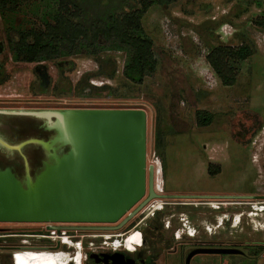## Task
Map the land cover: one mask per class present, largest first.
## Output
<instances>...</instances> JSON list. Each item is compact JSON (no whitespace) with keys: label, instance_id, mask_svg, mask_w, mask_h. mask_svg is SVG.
Masks as SVG:
<instances>
[{"label":"rangeland","instance_id":"rangeland-1","mask_svg":"<svg viewBox=\"0 0 264 264\" xmlns=\"http://www.w3.org/2000/svg\"><path fill=\"white\" fill-rule=\"evenodd\" d=\"M258 1L260 5L257 0H178L167 6L149 7L141 14L140 26L153 43L157 64L155 71L145 75L140 84L129 82L122 75L128 52L118 49L112 40L98 41L95 55L89 54L90 49L79 42L74 53H61L46 60L49 82L32 95L36 103L23 105L48 109H143L146 168L153 164L159 170L154 173L156 191L193 195L157 199L155 206L162 204V200L172 203L163 205L160 213L153 209L156 212L152 214L151 205L140 214L152 200L149 201L125 231H85L88 242L80 249L82 264H86L89 247L110 252L114 237L122 239L130 231H142L144 223L153 216L164 219L165 226L159 225L157 232L143 235L137 250H126L124 247H132L129 242L119 248L131 253L133 264H184L187 252L196 247H235L242 254H196L190 264H264V250L259 255L252 254L255 248L264 245V216L258 212L250 224L245 215L251 204L264 200V30L254 22L256 18H264V3ZM57 4L58 0H19L14 11H0V41L17 32L42 29L56 15ZM243 35L253 42L257 52L237 63V77L232 85H223L205 56L219 43L239 45ZM2 54L15 53L7 48ZM95 56L102 63L101 71L115 69L111 79L94 74L98 70ZM6 62L12 77L2 89L13 93L16 90L27 101V85L37 86L31 65L14 63L10 58ZM86 83L95 87L108 85L110 89H94ZM197 110L211 113L212 121L198 126ZM155 130H159L158 145ZM209 164L212 168L218 165V172L208 173ZM239 211L244 215L234 226L232 216ZM179 217L194 228L190 230L193 237L182 232ZM168 221L171 227L162 231ZM219 222L222 224L216 228ZM6 225L44 229V223ZM208 228H212L211 233ZM163 237L170 242L161 243ZM145 238L147 245L153 246L149 260H145L148 254L145 251L150 248L144 247ZM136 240L140 242L139 238ZM72 246L79 249L75 244ZM169 246H175L176 252L171 253ZM75 254L79 253L71 255ZM70 263L79 264L78 259H70L66 264Z\"/></svg>","mask_w":264,"mask_h":264},{"label":"water","instance_id":"water-1","mask_svg":"<svg viewBox=\"0 0 264 264\" xmlns=\"http://www.w3.org/2000/svg\"><path fill=\"white\" fill-rule=\"evenodd\" d=\"M29 113L43 118L44 128L53 133V139L28 140L48 152L32 173L28 166L20 175L8 167L0 169V221L107 224L69 228L117 230L149 201L161 196L154 187V165L146 168L143 109L74 108ZM180 196L193 195L173 197ZM48 228L61 227L49 224ZM196 254L242 251L235 247H196L186 255L185 264ZM109 257L112 264L124 262L119 254Z\"/></svg>","mask_w":264,"mask_h":264},{"label":"trees","instance_id":"trees-1","mask_svg":"<svg viewBox=\"0 0 264 264\" xmlns=\"http://www.w3.org/2000/svg\"><path fill=\"white\" fill-rule=\"evenodd\" d=\"M58 0L57 13L51 21L46 22L42 29H29L9 36L10 46L16 58L24 61L52 59L63 54L74 53L78 43L83 42L89 48V54L95 55L96 43L100 40H112L118 49L128 54L122 68V75L129 82L140 84L143 77L156 69V58L153 53V43L144 34L140 26L141 14L152 5L167 6L178 0ZM19 0H0L1 12H12L18 6ZM257 4L260 2L257 0ZM254 22L264 30V18L254 19ZM257 52L256 46L245 35L239 45L233 46L219 43L212 46L205 58L214 74L223 85H232L237 77V63L249 58ZM98 70L94 74H103L111 79L115 69L101 71L102 63L95 56ZM85 80H88L85 78ZM86 85H89L86 83ZM94 89H110V86ZM111 94H113L111 92ZM195 121L198 126H204L212 121V114L206 111H195ZM155 143L160 142L159 130H155ZM162 164L164 166V159ZM208 165V173L219 170L218 165ZM264 245H259L252 254L259 255Z\"/></svg>","mask_w":264,"mask_h":264},{"label":"flooded vegetation","instance_id":"flooded-vegetation-1","mask_svg":"<svg viewBox=\"0 0 264 264\" xmlns=\"http://www.w3.org/2000/svg\"><path fill=\"white\" fill-rule=\"evenodd\" d=\"M10 41L11 40L9 38L0 41V169L8 167L12 172L20 175L21 173H23L25 167L23 165L22 153H25L26 155L29 156V160H31V163L29 164V166H31L29 167V172L32 173L39 166L40 162L43 160L42 158H40V154H41L40 150L42 151L44 150L39 144L33 142H30L22 146L20 150L14 148H8L5 144H10L15 146L23 140L33 139V138L48 140L49 135L52 133L51 131L46 130L44 128L43 118H39L33 115L32 113H29V112H36L38 110H51V109L40 108L36 105H23V104L36 103L37 101L32 98V95H34V93L37 94L38 92L37 90L38 89L42 90L45 87V85H47V83L49 82L47 68L45 65L46 60L48 61L49 59H43L41 61H37V60L24 61L16 58L15 54L10 56L9 54H2L7 48H9L10 51H13L9 44ZM9 58L13 59L14 63L21 62L23 64H30L33 73L35 74L34 79L37 82V86L31 85L30 83H29L30 85L29 84L27 85L28 91H26V93L29 95V97L28 96L26 97L28 99L27 101H23V97H25L24 94L19 93L16 90H14L13 93V92H4L5 89H2L3 87H5L4 85L6 84V82L10 80L12 77V75H9L10 72L8 69V64L6 62V59ZM38 85L40 86V88L38 87ZM164 184L165 183H163V185ZM159 194L161 196L157 197L154 200L157 201V199H163V198H177V197H173L174 195L177 194H173L169 192L163 193V190L162 193ZM170 203L172 202L169 200H162V204L159 203V208H156L154 210H157V213H160V210H162L164 207L163 205H169ZM153 205H156V203H153ZM148 209L149 208L145 210ZM145 210L141 211L140 214H144ZM151 210H152V214H155L156 211L153 212V209ZM134 217L135 215H133L119 229L112 231H119V230L125 231L129 229L132 223L136 221ZM160 220L162 221V223H160ZM178 220L181 223V225H183L184 217H179ZM0 223H3L2 225H0V264H14L13 263L14 252H21L22 254H24L25 253L24 251H36V252L48 251L52 253L62 252V253L72 254L75 252L76 247L74 246L70 247L68 244L63 243V240L66 238L68 239V241H71L73 245L75 242L79 240L81 242L80 248H82L83 247L82 244L88 242V240L85 239L86 238L85 231L92 229H71L69 227L107 225V224H92V223H44V229L39 230L37 227H28V226L16 227L17 225H6V223L36 224L38 222L0 221ZM49 224L60 226L61 228L59 230L50 229L48 228ZM159 225L165 226V220L162 218L160 219V217L157 220L153 216L151 219H148L146 223H144V227H142V231L140 230L141 235L142 236L146 235L148 232L150 233L157 232V230L159 229ZM169 226L171 227V224L169 225V221H168L167 227H165V229H163L162 231L168 230ZM188 229L189 226L184 228L185 230L184 234L188 232ZM51 230H54L55 232L52 234L50 232ZM122 232L119 233L112 232L111 234L113 233L121 234ZM189 234L192 235L193 233H189ZM189 237H193V236H189ZM181 238L182 236L177 240ZM161 239H162L161 243H163L164 245H166L167 242L168 243L170 242L168 241V239H165L164 237ZM145 243H146V238H145ZM144 247L145 248L150 247L147 249V251H145L148 253L145 256V260L146 259L149 260V256H150L149 253H151L150 251L151 249H153V246L152 245L148 246L146 243ZM98 248L99 247H93V248L89 247L91 251L85 257L86 264H103L104 262H108L112 264V260L110 259L109 256L114 253L122 256V258L124 259V262L122 264H125L127 260H132L131 263L128 264H133V259L129 256L131 253L125 251L124 249H119V250L112 249V251L110 252L109 251L102 252ZM125 249L132 251L133 247H126ZM167 249L170 250L171 253L176 252L175 246L174 247L169 246ZM135 250H137V248ZM190 251L191 250H189L187 254ZM63 262L64 264H66L65 263L66 261ZM184 264H185V259H184Z\"/></svg>","mask_w":264,"mask_h":264},{"label":"bare ground","instance_id":"bare-ground-1","mask_svg":"<svg viewBox=\"0 0 264 264\" xmlns=\"http://www.w3.org/2000/svg\"><path fill=\"white\" fill-rule=\"evenodd\" d=\"M48 138L49 139H53V133H51ZM28 140H31V139H26V140L21 141L20 143H22V142L23 143L21 145H18V144H20V143H18L17 144V147H20V146L22 147V146L30 143V142H28ZM21 147H20V149H21ZM42 149L44 151L40 150V153H41L40 154V158L45 159L46 158L45 155H47L48 152L44 148H42ZM22 159H23V165L24 166H28L27 168L29 169V167H31V166H29V164L31 163V160H29V156L26 155L25 153H22ZM154 173L158 174L159 173V170L158 169H156V170L154 169ZM157 189H158V191H161L162 190L161 188L159 189V187H157ZM156 208H159V204L157 206L152 205V209H156ZM198 218H200V217H198ZM226 220H227V218H226ZM255 220H257V219H255ZM257 222H259V221H257ZM237 223H239V220L236 218V220H235V222H234L233 225L235 226V224H237ZM221 224H222V222H219V226L217 225L216 228L220 227ZM188 230H189V233H190V229H188ZM224 230H225V228H224ZM208 232L211 233L212 232V228H208ZM213 234H214V232H213ZM136 238H138V237H135V235H134V236H132V237H130L128 239L129 241L128 240H126V242H122L121 241V243L118 242V243H116V246H118V247H115V248L119 249L120 246L121 247L122 246L124 247V246H126V243L129 242L130 245L133 247V250L132 251H134L137 247H140L139 243L141 244V242L136 243L137 242ZM63 243L66 244V243H69V241L66 240V239H64ZM75 246H77V248L79 247L78 245H75ZM124 248H126V247H124ZM80 249L81 248L75 250L76 253H79L78 255H76V254L75 255H71L70 254L68 257L67 256H63V255H59L62 252L61 253H57L55 255H46V254H44V255H41V254H38V255L37 254H32V255L23 254V255H20L19 254L16 257L13 258L14 259V262L13 263L14 264H64L63 261H66L65 263H68V261L70 259H73V260L78 259L79 264H82V257L80 256ZM37 252H39V251H37ZM74 264H76V263H74Z\"/></svg>","mask_w":264,"mask_h":264},{"label":"built area","instance_id":"built-area-1","mask_svg":"<svg viewBox=\"0 0 264 264\" xmlns=\"http://www.w3.org/2000/svg\"><path fill=\"white\" fill-rule=\"evenodd\" d=\"M156 200H152L150 203H148L144 208L143 210L149 208L151 205H153V203L155 202ZM251 209H249L248 211L245 212V215L248 219H250L251 222H249L250 224H253L252 222L254 220H252V218L254 219V216H256V214H258L259 212V215L260 216H264V200H260V201H257V203L255 202L254 204H251L250 205ZM244 215L242 211H239L235 214H233L232 216V222H235L236 218L240 221V216ZM186 222H188V220H184ZM193 230V229H191ZM194 231V230H193ZM52 234L55 232L54 230H51L50 231ZM188 234H189V231H188ZM118 235V234H117ZM135 237H138L140 239V242H142V235H141V232L139 230H134V231H130L129 233H127L122 239L118 238V237H114L111 241H110V244L112 245L113 249L114 247H118L116 246V243L120 242H126V240H128L130 237L134 236ZM190 235V234H189ZM66 239V238H65ZM68 240V239H66ZM64 241V240H63ZM80 241H77L75 242V245H78L79 248L81 247L80 246ZM105 243H107L105 241ZM25 253L24 254H46V255H51V254H55V253H52V252H48V251H41V252H36V251H24ZM21 254V252H14L13 253V258L16 257L17 255Z\"/></svg>","mask_w":264,"mask_h":264},{"label":"clouds","instance_id":"clouds-1","mask_svg":"<svg viewBox=\"0 0 264 264\" xmlns=\"http://www.w3.org/2000/svg\"><path fill=\"white\" fill-rule=\"evenodd\" d=\"M184 220H185V218H184ZM184 220H183V225H182V228H183V231H182V232H185L184 228L187 227V226H189V229H194V228L190 225L189 222H186V221H184ZM188 231H189V230H188ZM186 234L188 235V232H187ZM189 236H192V235H189ZM66 244H68L70 247L72 246L70 243H66ZM55 254H57V253H55ZM55 254H51V255H55ZM20 255H23V254L21 253ZM70 264H73V263H70Z\"/></svg>","mask_w":264,"mask_h":264},{"label":"crops","instance_id":"crops-1","mask_svg":"<svg viewBox=\"0 0 264 264\" xmlns=\"http://www.w3.org/2000/svg\"><path fill=\"white\" fill-rule=\"evenodd\" d=\"M263 1V3H264V0H262Z\"/></svg>","mask_w":264,"mask_h":264}]
</instances>
